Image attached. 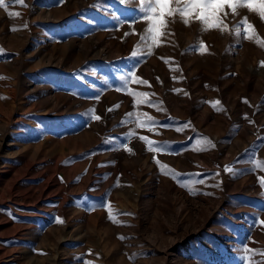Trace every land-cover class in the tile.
<instances>
[{"label":"rangeland","instance_id":"374dc122","mask_svg":"<svg viewBox=\"0 0 264 264\" xmlns=\"http://www.w3.org/2000/svg\"><path fill=\"white\" fill-rule=\"evenodd\" d=\"M139 5L0 8V264H264V47L231 31L264 20L169 17L149 56Z\"/></svg>","mask_w":264,"mask_h":264},{"label":"snow or ice","instance_id":"6c2138e0","mask_svg":"<svg viewBox=\"0 0 264 264\" xmlns=\"http://www.w3.org/2000/svg\"><path fill=\"white\" fill-rule=\"evenodd\" d=\"M9 2L16 5H24V0H9ZM9 2H6V0H0V8H4L7 11ZM121 3L126 4L127 0H121ZM241 8H245L253 13H258L261 20H264V0H140L139 8L135 10L134 19L142 16L146 21L149 22L144 29L143 34L139 36V39L146 42L147 55L151 56L153 54V48L160 46L162 38L168 34L166 29L168 27L169 17L179 16L185 25H188L192 21L199 22L202 25V31L219 29L221 32H227L230 31V29L229 25L225 23V18L229 15V13L226 12L225 9H229L231 14L236 16L239 14L238 10ZM9 15L19 16L20 13L13 12L9 13ZM239 25L243 26L242 29ZM231 31H234L236 36H240L242 32L244 39H255L256 42L261 45V47H264V39L256 36L253 25L248 23L247 19L239 21V24L234 25ZM128 35L129 33L126 32L125 36ZM199 49L202 53L206 52L207 46L201 42L199 44ZM2 52L3 49H0V53ZM136 56L137 52L132 51L131 57ZM261 65L264 66V61L261 62ZM119 80L121 81V84L117 87L118 91L122 88H126L130 82L138 85H148L147 80L141 79L136 74V72L132 70L128 71L125 75H121ZM129 95L138 97L136 101L138 105L149 104V93L147 92L130 91ZM216 104H219V101H217ZM109 111H112V109H109ZM144 115L146 120H141L139 117H137L136 126L137 128L141 129L148 128L149 131H152V123L155 122H153V118L147 113ZM92 118L97 121L101 119V117L98 115H93ZM176 130L179 131L180 129L177 128ZM129 135H132V133H129ZM139 139L146 142L148 151L154 153L162 152V148L155 146L156 142L150 140L147 136H140ZM124 147L127 151H132L130 148H127V145ZM153 159L157 164L160 163V161L155 157H153ZM224 171L231 172L232 168L225 166ZM199 183H204V181L201 180ZM260 184L262 187H264V179L260 180ZM57 222L62 221L58 220ZM261 224H264V221H261ZM88 264H90V262H88Z\"/></svg>","mask_w":264,"mask_h":264}]
</instances>
